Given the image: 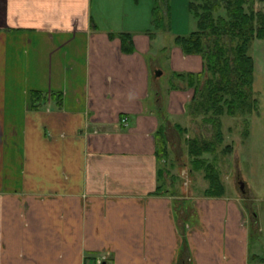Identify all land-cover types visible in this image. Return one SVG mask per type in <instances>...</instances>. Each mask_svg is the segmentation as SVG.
<instances>
[{"label": "crops", "instance_id": "obj_1", "mask_svg": "<svg viewBox=\"0 0 264 264\" xmlns=\"http://www.w3.org/2000/svg\"><path fill=\"white\" fill-rule=\"evenodd\" d=\"M131 2L0 0V264L258 255L238 196L173 185L159 128L188 101L179 74L201 73L204 60L178 34L166 43L169 26L135 19ZM34 91L47 94L35 107Z\"/></svg>", "mask_w": 264, "mask_h": 264}, {"label": "rangeland", "instance_id": "obj_2", "mask_svg": "<svg viewBox=\"0 0 264 264\" xmlns=\"http://www.w3.org/2000/svg\"><path fill=\"white\" fill-rule=\"evenodd\" d=\"M131 1V0H130ZM132 0L131 13L135 19L136 15H146L149 27L156 30L155 23L152 24V13L155 2L159 4V21L166 22L169 32L165 34L164 40L168 43L174 34L187 35L197 29V19L188 9V0ZM219 4L214 16H225L227 18L226 0H210ZM203 3L202 0L197 2ZM120 5V4H119ZM168 8L166 16L163 9ZM243 7L246 12H260L264 20V0H244ZM130 11V10H129ZM167 11V12H168ZM126 21V20H125ZM259 26V24H257ZM212 37L206 40V46L211 45ZM222 43L228 47L235 46L237 39L229 36L222 37ZM253 57L254 74L251 99L255 105L244 113L237 111L229 114L227 107L223 106L224 113L215 114L214 110L206 112L201 103L205 95L204 86L212 74L206 70L201 77H191L186 81L177 82L179 86L190 87L188 101L181 104L180 112L167 114V121L162 126V134L167 139L160 140V153L170 157L171 167L174 171L173 185H178L185 192L192 188L202 191L209 183L208 175H212L222 186L221 192L228 190L231 194L238 196L244 204L245 211L251 226V252L258 255L250 258V264L264 263V35L262 38H254L248 50ZM168 75V74H167ZM163 76L165 83L168 77ZM219 78V77H217ZM216 78V79H217ZM192 80L193 84L192 85ZM187 84V85H186ZM227 96V95H226ZM217 119L218 125L211 122ZM220 133V134H218ZM195 139L201 147L209 146L197 158L203 161L200 169H193V159L189 154V142ZM167 141V142H166ZM167 143V144H166ZM166 157V159H167ZM188 174L190 181L188 186L183 182ZM240 181L244 183V192L240 189ZM218 189V188H217ZM214 189L215 192H218ZM256 223V224H255ZM250 225V224H249Z\"/></svg>", "mask_w": 264, "mask_h": 264}, {"label": "trees", "instance_id": "obj_3", "mask_svg": "<svg viewBox=\"0 0 264 264\" xmlns=\"http://www.w3.org/2000/svg\"><path fill=\"white\" fill-rule=\"evenodd\" d=\"M198 1L200 0H188L187 4L189 11L197 19V29L187 35L176 36L175 42L182 47L186 54H201L204 60V73L207 70L212 74V78H209L204 86L205 95L202 99V107L206 112L210 111L209 109L214 110L217 115L224 113L223 106L227 107L226 112L229 114H235L237 111L242 113L249 111L256 101L252 100L250 95L254 61L248 50L254 38H262L264 35L263 16L260 12H246L243 7L244 0H226L227 18L222 15L215 17L213 12L218 9V3L202 0L203 3L198 4ZM159 8L160 6L156 1L153 7L155 26L158 28L168 27L166 22L159 21ZM163 11L168 16V8L166 7ZM225 36L237 39L236 45L228 47L222 43V37ZM210 37L213 38L212 43L206 46V40ZM121 38L123 42H131L129 34H122ZM125 50H132V46L125 47ZM202 72L196 75L179 74V76L186 77L187 80L191 77L195 79V77H201ZM193 81L192 85L195 84ZM46 96L47 94L38 91L32 92V106L35 107L34 104ZM211 122L218 125L215 118ZM159 131L162 132V126ZM163 141L164 139L162 143ZM209 146L201 147L195 139L189 142V154L195 157L193 169L201 168L204 160L202 161L197 157L205 152ZM159 152H161L160 148ZM206 177L209 178V188L206 193L211 195L223 194L219 182L207 173ZM214 189H217L218 192H215Z\"/></svg>", "mask_w": 264, "mask_h": 264}, {"label": "built area", "instance_id": "obj_4", "mask_svg": "<svg viewBox=\"0 0 264 264\" xmlns=\"http://www.w3.org/2000/svg\"><path fill=\"white\" fill-rule=\"evenodd\" d=\"M121 124H122V125H127V119H126V117H123V118L121 119ZM182 172H183V174L185 175V180H184L183 183H184L186 186H188V184H189L188 174L185 173V170H183ZM105 260H106V256H105V255H99L97 258H95V262H96V264H104V261H105Z\"/></svg>", "mask_w": 264, "mask_h": 264}, {"label": "water", "instance_id": "obj_5", "mask_svg": "<svg viewBox=\"0 0 264 264\" xmlns=\"http://www.w3.org/2000/svg\"><path fill=\"white\" fill-rule=\"evenodd\" d=\"M157 74H160V72H158ZM239 183H240L241 191L244 192V183H243V181H240Z\"/></svg>", "mask_w": 264, "mask_h": 264}]
</instances>
